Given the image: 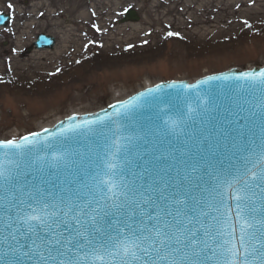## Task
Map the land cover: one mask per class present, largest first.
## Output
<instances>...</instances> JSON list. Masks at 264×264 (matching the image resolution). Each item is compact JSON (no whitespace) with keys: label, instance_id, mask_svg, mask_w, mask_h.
I'll return each mask as SVG.
<instances>
[{"label":"snow or ice","instance_id":"obj_1","mask_svg":"<svg viewBox=\"0 0 264 264\" xmlns=\"http://www.w3.org/2000/svg\"><path fill=\"white\" fill-rule=\"evenodd\" d=\"M0 264H264V70L0 140Z\"/></svg>","mask_w":264,"mask_h":264},{"label":"rangeland","instance_id":"obj_2","mask_svg":"<svg viewBox=\"0 0 264 264\" xmlns=\"http://www.w3.org/2000/svg\"><path fill=\"white\" fill-rule=\"evenodd\" d=\"M132 8L141 20L121 25ZM0 13L13 15L0 29V139L100 110L149 82L264 66V0H0ZM40 33L56 37L53 50H28Z\"/></svg>","mask_w":264,"mask_h":264},{"label":"water","instance_id":"obj_3","mask_svg":"<svg viewBox=\"0 0 264 264\" xmlns=\"http://www.w3.org/2000/svg\"><path fill=\"white\" fill-rule=\"evenodd\" d=\"M139 20H140V16H139V14L136 11H134V10H128L126 12L125 17L121 20V23L138 22ZM9 21H11V16L5 15V14H1L0 15V26H6ZM54 44H55L54 38H52L50 36H46V35H40L38 37V41L35 43V45H36V47L38 49H42V48H51L52 49L54 47ZM259 70H264V67H255V68L250 69V70H242L240 68H233V69L227 70L225 72H221V73L213 74V75H223V74H230V73L231 74L239 75L241 73L252 72V71H259ZM206 77H204V78H206ZM204 78H201V79H204ZM201 79H198V80H196V81H194L192 83H196L197 81H199ZM171 82H176V83H181V82L191 83L189 81H168V82H163V83H158V84H162L163 85V84H167V83H171ZM217 83H219V82H217ZM154 87H155V85L152 86V87H148V88H154ZM148 88H145L143 90L138 91L137 93H135L132 96L128 97L126 100H128L131 97H134V96L138 95L141 92H144ZM166 91L171 92L172 90H167L166 89ZM106 109H108V107ZM101 112H102V110L97 111L95 113H101ZM95 113H90V114H95ZM90 114L77 115V116H86V115H90ZM146 115H147V113H145L144 115L138 117V119H145L146 118ZM59 123H57V124H59ZM49 129H51V128H49Z\"/></svg>","mask_w":264,"mask_h":264},{"label":"bare ground","instance_id":"obj_4","mask_svg":"<svg viewBox=\"0 0 264 264\" xmlns=\"http://www.w3.org/2000/svg\"><path fill=\"white\" fill-rule=\"evenodd\" d=\"M34 49H35V48H34ZM150 85H151V83L149 82L147 86H150ZM147 86H146V87H147ZM94 112H95V111H94ZM92 113H93V112H92ZM53 123H54V122H52V123L48 124V125H49V127H50V126H52V124H53ZM48 125H47L46 127H48Z\"/></svg>","mask_w":264,"mask_h":264}]
</instances>
